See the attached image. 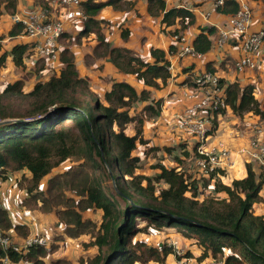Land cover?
I'll list each match as a JSON object with an SVG mask.
<instances>
[{"label": "trees", "instance_id": "obj_1", "mask_svg": "<svg viewBox=\"0 0 264 264\" xmlns=\"http://www.w3.org/2000/svg\"><path fill=\"white\" fill-rule=\"evenodd\" d=\"M146 4L148 14L160 18L163 30L173 27L171 35L182 34L195 23V13L187 7H167L165 0H146ZM80 5L86 19L76 34L65 30L60 36L63 48L59 72L36 80L30 89L19 78L6 83L0 91V120H11L0 123V179L15 171L27 172L17 181V186L27 193L22 206L42 213L55 210L63 223L62 232L55 239L91 236L90 244L97 246L98 252L92 258L81 259L82 264H166L167 257L173 254L166 242L154 246L135 239L149 228L173 229L195 239L202 250L199 260L211 257L222 259L224 264H264V215L253 207L262 200L259 193L264 167L249 161L245 163L244 177L225 184L219 179L226 174L224 170L215 169L196 177L181 166L185 158L192 156L195 161L199 142L195 141L191 150L183 141L173 146L151 145L145 125L159 116L162 99L151 96L150 88L166 86L171 76L164 50L151 48V59L145 60L133 49L111 46L107 41L103 32L107 22L97 15L106 7L127 10L133 2L81 0ZM16 7L17 0H0V16L16 13ZM33 7L48 8V2L33 0ZM238 9L236 0H225L215 10L235 15ZM197 29L192 46L196 53L205 55L213 47L216 28ZM23 35L21 23L12 24L7 33L8 37ZM89 35L97 41L93 55L108 58L121 73L133 75L143 85L139 91L126 80H112L101 92L92 90L89 78L80 74L69 48ZM128 35V29L121 33L124 39ZM4 37L0 36V73L9 58L16 69L26 70V60L33 58L35 75L44 70L48 59L33 57L32 43H16L7 50L2 44ZM209 64L208 71L214 72ZM183 83L195 85L190 77ZM218 86L223 90L227 109L237 114L251 113L264 122V103L256 98L254 83L240 85L237 80L219 78ZM52 107L56 110L48 114ZM225 110H208V115L214 122ZM216 124L215 121L213 125ZM139 146L143 150L135 152ZM161 150L173 157L175 165L157 163L153 168L158 172L152 176L138 172L141 155L156 156ZM66 160L71 164L52 175L41 190V179ZM252 162L262 168L259 174ZM208 185L220 197L198 198L201 187ZM87 209L102 211L100 224L83 218L82 212ZM0 228H12L23 237L28 234L26 225L13 224L2 209ZM57 248L53 243L49 250ZM49 250L35 245L23 253L12 247L7 255L10 262L45 264L43 259ZM54 264L69 262L60 259Z\"/></svg>", "mask_w": 264, "mask_h": 264}, {"label": "crops", "instance_id": "obj_2", "mask_svg": "<svg viewBox=\"0 0 264 264\" xmlns=\"http://www.w3.org/2000/svg\"><path fill=\"white\" fill-rule=\"evenodd\" d=\"M27 5H33V0H25ZM133 2V5L130 6L127 10H115L111 7H106L102 9L97 15L98 19H102L107 22L103 27V32L105 37L111 46H123L136 51L143 59L149 60L150 49L151 48H161L165 52L166 59L173 65V78H171L167 85L165 86V93L159 97L158 94L152 95L156 99H163L161 104V110L159 114L158 125L156 128V138H151V145L162 146L164 144L172 145L168 142H175L176 139H172V135H177V131H172L170 126L174 123L172 116L178 113L181 110H184L186 105L190 103V100L185 101L182 97H173L176 93L175 86L182 85L184 79L187 77H192L195 74H201L208 71L209 63L214 67V73H217L221 78L226 81L237 80L240 85H245L247 83H254L257 87L256 89V98L264 103V49L262 51V62L258 63V68H261L260 71H251L247 72L245 75V80H241L240 76L237 74L233 68V61L240 55V46L237 44V40L230 41L223 49H215L214 43L219 36L221 30H226L228 25L226 23V15L217 13V11L210 5L203 3L201 0H165L167 7L172 6H183L194 12L196 7H201L205 11H209L210 17L209 21L205 22L202 19L195 15V23L191 26H188L186 30L183 31V34L188 36V38L193 40L194 36L198 32L197 27L205 26H214L216 32L212 35L213 47L211 51L203 56L201 60H186V57L174 58L169 55V48H173V39L172 35L169 33L173 27L163 30L160 18L152 17L147 12L146 0H126ZM201 2V3H200ZM253 16L251 20V28H261L264 25V2L262 1H251ZM18 3V0H17ZM197 3L198 6H197ZM195 4V5H194ZM194 5V6H193ZM26 10L32 8V6H26ZM16 13H20L16 9ZM9 15L3 13L0 16V36H5L2 40L4 49H9L10 42L18 39L17 43H32L33 41L27 36H16L8 37L7 33L11 28V21L9 20ZM54 16L64 17L66 19V31L72 35L76 34L78 28L82 25V21L77 17L75 12L70 14H65L62 12L54 13ZM3 21L10 22V25L4 28ZM176 27H179L176 25ZM128 29L129 35L126 39L121 36L123 30ZM16 44V43H15ZM97 44L96 38L94 35H89L83 37L80 43H72L69 45L70 50L74 54L75 64L82 76H87L90 80L91 88L94 92H101L108 87L112 80H126L132 85H134L139 91L143 85L139 83L135 78V81L130 80L126 75L121 73L109 60L108 58H97L93 54V49ZM61 49L63 44L60 42ZM264 48V47H263ZM33 59V58H32ZM28 58L26 60L27 70L31 72L34 66V60ZM12 65L10 58L6 62V66L1 70L0 81L4 71L7 69L8 65ZM61 63L58 60L53 62L51 60L47 61V65L43 71L36 75L35 81L39 79H45L55 72H59ZM97 68L102 69L100 72ZM183 72V70H187ZM24 72V71H23ZM133 76V75H132ZM187 76V77H186ZM134 77V76H133ZM19 78H15L11 81H14ZM25 80V79H24ZM10 81V82H11ZM32 82L25 81L26 89H30L33 85ZM190 86V85H189ZM164 89V88H163ZM172 95V96H171ZM171 96V97H170ZM169 99L165 102L164 98ZM233 113V114H232ZM237 113L232 112L227 109L224 113L220 114L217 117V124L213 129L212 133L207 136L204 144L207 146H213L217 141L221 140L233 150H237L240 147L247 145L250 140L256 137V128L261 130L262 135L264 136V122L260 119L259 116H255L251 113H243V120L240 115H235ZM145 128V134H146ZM170 134V135H169ZM188 135V134H187ZM171 137V138H169ZM147 138H150L147 136ZM169 138V139H168ZM183 139L193 143L196 141L195 137L186 136L182 137ZM187 146L189 150L192 149ZM159 153V152H158ZM245 159L239 161L241 165L232 172H226L224 176H219L221 182L228 184L233 179H239L245 176ZM238 163V161H237ZM238 163V164H239ZM253 168L256 174H259L262 170L260 165L256 162H252ZM196 165V164H195ZM197 166V165H196ZM237 166V165H236ZM198 169V167H197ZM233 169V168H232ZM231 170V169H230ZM198 171L201 173L200 169ZM25 171H15L8 174L6 179H0V204L1 209L4 210L7 214L8 219L13 224H24L28 228V234L26 237H23L15 232L12 228L4 230L11 237V239L17 243L21 244L25 238L29 236H42L47 239L50 246L55 243L58 245V248L51 252L49 250L48 255L43 259L45 264H54V261L65 260L69 264H82L81 259L92 258L98 252L97 246L91 245L93 240L90 235L83 234L77 238H65L63 240L55 239L63 229V223L58 219V216L55 210H51L47 213H42L38 210H27L22 206V199L27 196L25 190L20 189L17 186V181L20 179ZM199 174L198 176H202ZM47 184V183H46ZM44 187L40 186L41 190H44ZM261 201L256 202L259 205L258 210L261 214L264 215V189L260 190ZM220 196V194H219ZM255 203V204H256ZM254 204V205H255ZM254 207V206H253ZM255 209V208H254ZM83 218H89L100 224L102 218V211L99 209H87L82 212ZM161 229L155 232V229L149 228L145 233H139L135 239L143 240L148 244L154 246H159L163 242H166L167 238L175 239L180 246H182L186 251L189 257H191L197 264H202L205 262V259L199 260L201 255V248L192 238H186L175 230L171 231L170 229ZM161 234V235H159ZM167 257L166 264H177V259L174 255ZM9 264H33L29 261H18L11 262ZM135 264H140L136 262Z\"/></svg>", "mask_w": 264, "mask_h": 264}, {"label": "built area", "instance_id": "obj_3", "mask_svg": "<svg viewBox=\"0 0 264 264\" xmlns=\"http://www.w3.org/2000/svg\"><path fill=\"white\" fill-rule=\"evenodd\" d=\"M201 1L214 9L225 2V0ZM236 1L239 4V9L235 15H226L228 28L219 32L214 48L221 50L232 39L238 41L240 55L233 61V68L239 75L251 72L258 67V53L264 47V29L262 27L251 29L252 7L246 0ZM47 2L48 8L32 7L27 9L25 14L14 13L9 15V20L12 24L21 23L24 26L25 36L33 41V57H44L57 62L61 50L59 39L66 30V19L54 16V13L70 14L74 11L81 21L85 20L86 16L81 9V0H47ZM194 13L202 21H209V11L196 7ZM172 39L174 47L169 48L170 56L177 59L188 55H194L199 59L203 58L204 55L194 51L191 40L185 34H174ZM168 69L171 73L170 80L174 75L173 65L170 62ZM219 78L221 77L217 73L206 71L191 77L195 84L194 87L189 86L188 83H183L185 88L183 95L186 100H190V103L186 105L184 110L172 116L174 123L170 129L179 133H187L199 142L196 148L195 164L203 175H208L215 169L228 172L237 165L240 156H244L246 161H257L264 167V136L259 128L255 130L256 137L237 150L231 149L221 140L213 146L204 144L209 131H213L215 128L213 117L208 115V110L219 111L228 108L223 90L218 86ZM261 189H264V183ZM208 196L220 197L219 193L213 191L212 185L201 187L198 198ZM166 244L172 247V255L177 259V264H197L191 257L187 256V251L175 239L168 237ZM35 245H43L47 250L50 248L47 239L42 236H29L21 244H17L7 232L0 228V251L2 252L0 264L10 263L7 255L10 248L17 247L26 253L30 247ZM204 261L202 264H224L222 259L207 258Z\"/></svg>", "mask_w": 264, "mask_h": 264}, {"label": "rangeland", "instance_id": "obj_4", "mask_svg": "<svg viewBox=\"0 0 264 264\" xmlns=\"http://www.w3.org/2000/svg\"><path fill=\"white\" fill-rule=\"evenodd\" d=\"M251 1H255V0H251ZM28 2H29V0H28ZM246 2L251 6V4H250V2H248V0H246ZM26 6H30V7L32 6L33 7V5H27L25 0H18L16 9L21 14H25L26 13V8H27ZM3 25H4V28H6L7 26L10 25V22L9 21H7V22L3 21ZM251 29H257V28H251ZM17 42H18V39H15V40L11 41L10 42V46L14 45ZM263 49L264 48L262 47V49L259 50V53H258V63H260V64L262 62V51H263ZM192 59L201 60V59L195 57L194 55L186 56V60L187 61L188 60H192ZM260 69L261 68H258L256 70L260 71ZM97 70L100 72L102 69L97 68ZM256 70H253V71H256ZM245 75H246V73L245 74H239L240 79L241 80H245ZM126 76L130 80L132 79V81H135V79H134V77L132 75H126ZM15 78H23V79H25V81H27L26 83H28V82L35 81L36 75H35V73L33 71L29 72V70H27V69L24 70V72L21 69H16V68L14 69L13 66L9 64L7 66V69L3 73L2 80L0 81V91H1L2 87L6 83L10 82L11 80H13ZM165 90H166L165 86L162 87V88H159V89L150 88V92H151L150 95L152 96L154 94H158V96L161 97L165 93ZM174 91H175L174 93H176V94L173 97H179L180 99L183 97L184 100L187 101L185 96L183 95L184 91H185V88L183 87V84L182 85H176ZM168 99H169V97L168 98L165 97L164 101L166 102ZM162 101H163V99H162ZM243 113H247V112H243ZM243 113L235 114V115H240V117L243 120V115H244ZM158 120H159V117L156 116V117L153 118V122H150V123L145 125L146 131H147L146 132V137L149 136L150 137V138H148L149 140H151V138H154V136H155V138L157 137L156 136L157 132H156V128L155 127L158 125ZM215 121L213 122L214 124H215ZM183 136H186L187 138L189 137V135H187V133H177V135L174 134V135L171 136V137H173L172 139H176L175 142H168V143H171L172 145H168V144H164V145L173 146V145H177V144L181 143L179 141L187 142L186 139L182 138ZM171 137H169V138H171ZM164 145H162V146H164ZM190 145H192V143L189 141V143H187V146L190 147ZM142 150H143V147L139 146L138 149L135 152H141ZM175 151L178 153V149H175ZM181 159H183V158H181ZM244 159L246 160V158L244 156H240L239 159H238V163H239V161H242ZM160 162L163 163L166 166L175 165V160H173V157L171 155L165 153V151L161 150L156 156L154 154H151V155H148V156L141 155V162H140V167L138 169V172L143 173L145 175L152 176L154 173L158 172L157 169L153 168L154 165H156L157 163H160ZM180 163H182L181 166H183L184 170L188 171V173H191L192 175H195L196 177H198V175L201 174L198 171L197 166L195 165L194 157L191 156L189 158H185V159L181 160ZM238 163H237V166H235L233 169L229 170V172H232L233 170H236L241 165V163H239V164ZM70 164H71V162L69 160H66L63 163H61L59 166L55 167L49 174L45 175L41 179L40 186L44 187L46 185L48 179L52 175H54L56 173H59V172H62ZM19 171L22 172L23 170H19ZM245 171H244V174H245ZM161 186H163V184H161ZM258 205H259L258 203H256L254 205L255 212L258 213V214H261V212L258 210V208H259ZM163 229L166 230V228H163ZM170 230L173 231L172 229H170ZM156 231L157 230L155 229V232ZM159 235H161V234H159ZM169 256H171V255H169Z\"/></svg>", "mask_w": 264, "mask_h": 264}, {"label": "water", "instance_id": "obj_5", "mask_svg": "<svg viewBox=\"0 0 264 264\" xmlns=\"http://www.w3.org/2000/svg\"><path fill=\"white\" fill-rule=\"evenodd\" d=\"M53 110H56V108H55V107H52V108L50 109V111L48 112V114H50L51 111H53ZM8 121H11V120H10V119L0 120V123H2V122H8ZM116 192H117L118 194H120V192H119L118 189H116Z\"/></svg>", "mask_w": 264, "mask_h": 264}]
</instances>
